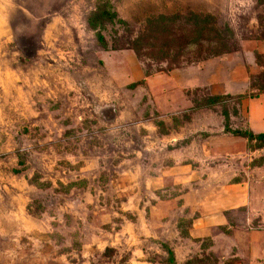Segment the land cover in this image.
<instances>
[{"label": "rangeland", "instance_id": "374dc122", "mask_svg": "<svg viewBox=\"0 0 264 264\" xmlns=\"http://www.w3.org/2000/svg\"><path fill=\"white\" fill-rule=\"evenodd\" d=\"M110 1L105 50L98 0H0V264H264V147L225 129L264 133V93L238 98L264 85V5ZM190 12L228 54L169 71L129 47Z\"/></svg>", "mask_w": 264, "mask_h": 264}, {"label": "trees", "instance_id": "16d2710c", "mask_svg": "<svg viewBox=\"0 0 264 264\" xmlns=\"http://www.w3.org/2000/svg\"><path fill=\"white\" fill-rule=\"evenodd\" d=\"M99 3L88 18L89 27L96 33L98 43L106 50L107 41L103 31L109 24L126 25L119 19L110 0H98ZM264 5V0L259 1ZM230 29H220L215 19L210 15H198L190 12L186 15L158 16L146 21L137 37L129 42V47L139 59L167 62L176 70L183 65L204 62L209 58H218L229 53ZM260 59V57H259ZM148 67V66H147ZM163 72V71H161ZM147 72L145 78L150 77ZM251 89L258 94L246 92L239 99H258L264 93V85L253 81ZM225 96L215 95L208 100V106L221 104ZM227 132L256 142L259 148L264 147V133L255 134L253 131H232L225 114ZM168 253V263L177 264L175 253L165 246Z\"/></svg>", "mask_w": 264, "mask_h": 264}, {"label": "crops", "instance_id": "0c3cea01", "mask_svg": "<svg viewBox=\"0 0 264 264\" xmlns=\"http://www.w3.org/2000/svg\"><path fill=\"white\" fill-rule=\"evenodd\" d=\"M203 63H204L205 66H206V62H203ZM203 63H202V64H203ZM205 66H204V67H205ZM191 69H192V66H191ZM191 69H189V70H191ZM196 71L199 72V73H202V68H198ZM211 77H213V76L211 75ZM195 83H196V82H190V84H195ZM200 85L205 86V87H209V89H212V87H213V83H212L211 80H204L203 82H201Z\"/></svg>", "mask_w": 264, "mask_h": 264}]
</instances>
